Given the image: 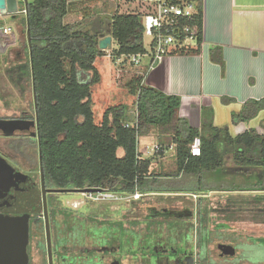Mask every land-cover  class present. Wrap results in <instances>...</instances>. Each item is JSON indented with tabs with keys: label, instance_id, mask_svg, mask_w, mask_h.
<instances>
[{
	"label": "trees",
	"instance_id": "1",
	"mask_svg": "<svg viewBox=\"0 0 264 264\" xmlns=\"http://www.w3.org/2000/svg\"><path fill=\"white\" fill-rule=\"evenodd\" d=\"M98 1L32 0L27 5L23 23L27 29L29 22L31 41L23 69L31 86L34 85L43 170L48 185L101 187L124 195L135 192L143 195L197 192L202 195L207 193L203 191L214 190L201 185L206 173L224 169L226 157L231 155L239 173L255 171L257 184L245 189L264 192V133L249 128L233 136L228 126L214 124L212 107H203L201 127L192 126L180 114L181 96L144 83L149 65L128 82L129 92L135 97L134 117L129 115L127 106L114 105L105 109L100 122L95 121L92 87L103 80L95 60L107 54L100 49V40L112 36L117 42L112 50L116 59H130L133 54L150 53L155 48V41L149 48L145 43L143 13L140 12H122L117 6L109 18L98 16L92 23L93 28L84 25L83 20L96 13L93 4ZM175 1L183 3L184 0ZM185 1L194 3L196 12L191 18H180L179 36L182 42L186 37L191 39V33L182 32V27L197 26L195 43L186 42L172 49L170 54H198L201 50L203 0ZM68 14L81 15L82 20L67 22ZM210 58L224 67L221 46L210 49ZM223 100L233 102L231 98ZM262 110L264 99H248L239 111L233 112L232 121L248 123ZM196 137L202 142L199 155L191 153ZM142 138L158 141L162 145V156L173 149L175 167L168 171L156 170L152 157L138 153V142ZM192 182L196 184L192 186ZM255 200H264V193L256 195ZM203 209H200L199 198L198 218L209 225L210 234L214 233L211 228L214 214L218 213L222 223L232 218V214L225 216L218 208ZM230 241L241 244L235 239L230 238ZM248 241L264 247V232L249 236ZM207 264H213L210 258ZM256 264H264V261Z\"/></svg>",
	"mask_w": 264,
	"mask_h": 264
},
{
	"label": "flooded vegetation",
	"instance_id": "2",
	"mask_svg": "<svg viewBox=\"0 0 264 264\" xmlns=\"http://www.w3.org/2000/svg\"><path fill=\"white\" fill-rule=\"evenodd\" d=\"M28 46L27 29L24 39L19 24L0 25V217L28 218L27 264H207L211 236L196 215L198 208L194 214L154 205L149 206L151 213H143L141 201L147 196L180 197L187 192L115 193L121 206L114 208L116 218L108 199L55 191L48 185L34 87L23 69ZM72 193H80L85 201L70 205L65 194ZM136 193L138 198L133 197ZM87 205L98 210L95 219L80 211ZM220 243L236 251L228 256L217 250L222 260L210 258L213 264H256L249 255L246 258L245 248L237 251L241 244L226 240L216 245Z\"/></svg>",
	"mask_w": 264,
	"mask_h": 264
},
{
	"label": "crops",
	"instance_id": "3",
	"mask_svg": "<svg viewBox=\"0 0 264 264\" xmlns=\"http://www.w3.org/2000/svg\"><path fill=\"white\" fill-rule=\"evenodd\" d=\"M187 43L194 45L195 38ZM214 46L223 48L224 67L210 58V49ZM144 58L148 61L143 63L142 59L139 66L143 71L149 65L145 84L181 96L180 114L192 126L201 127L203 107H212L214 124L218 126V109H227L232 116L246 100L264 99V0H203V42L198 54H168L161 61ZM120 60L122 57L115 63ZM224 98H231L233 102L226 103ZM259 120L264 122V118ZM152 141L142 138L140 146L144 148ZM166 152L171 153L174 166L163 167L162 157L154 163L156 170L168 171L175 167L174 150Z\"/></svg>",
	"mask_w": 264,
	"mask_h": 264
},
{
	"label": "rangeland",
	"instance_id": "4",
	"mask_svg": "<svg viewBox=\"0 0 264 264\" xmlns=\"http://www.w3.org/2000/svg\"><path fill=\"white\" fill-rule=\"evenodd\" d=\"M31 1L32 0H28V3ZM130 1L132 5H128V2ZM118 2L120 3L119 7H121L119 10L122 12L133 11L128 6L136 7L138 5L132 0H107L106 2H97L93 4L94 8L96 9V13L84 19V25H88V28H93L92 23L97 19L98 16L109 18L113 10L117 7L116 4ZM25 17L26 14L21 12H18L14 15H5L4 17L0 16V25L9 24L11 26H16L19 24L22 37L26 39V28L23 23ZM80 17L82 16L68 14L65 20L67 22L81 21L82 18ZM190 42L192 43L193 41ZM145 43L149 48L150 39L146 37ZM115 47H117V42L113 41V46L111 45L106 50V56H109L106 58H104L105 56H98L95 60L96 66L101 72H103L102 82L92 87L93 110L95 113L96 122H100L102 120L103 113L109 106H127L130 116L134 117L136 114L135 97L129 92L128 82L137 72L141 71V66L133 64L130 59H126L125 57H122L120 62L115 63L117 59L112 54V50ZM145 60L148 61L147 58H143V63H145ZM218 113L217 125L219 126V124H221V127L228 126L230 133L233 136L242 133L249 128H255L259 133H264V122L259 120L264 118V112L261 114V116L254 118L253 121H250V123L241 122L238 124L233 123L232 116H230V113L227 109H218ZM166 153L167 152H165V154ZM165 154V157L162 156L163 167L169 169L170 167L174 166L173 160L171 158V153ZM236 168L237 166L234 164L232 156L228 155L226 157V167L224 169L206 173L204 176V180L201 185L214 190L203 191L207 193L202 195H199L197 192H194V194L193 192H187V195H182L180 197L169 195H164L161 197L147 196L143 199V201H141L143 204V213L145 216L148 215L151 213L149 206L158 205L159 208L166 206L173 208L176 207L177 209H190L195 214L196 208L199 206L200 198L201 210L202 208H204L203 210H205V208H218L219 210H217L220 213H224L225 216L232 214V218L230 220H224L223 223L222 220L217 216L218 213L213 215L214 217L212 218V221L214 223L210 225L214 233L211 235L209 234L211 237L209 238L208 246L210 258H215L218 261H221V256L217 255L216 243L225 242L231 238L241 241V245L238 246L239 248L237 251H244L245 248L247 253L246 258L249 255L251 260L255 259L256 262L264 261V247L257 246L248 241L249 236L256 234L260 235L262 232H264V200H255L256 195H260V193L264 192H256L245 189L253 187V185L257 184L256 182L258 180L255 176V171L249 170L246 173H239ZM191 184L193 186L196 183L192 182ZM239 188H243L244 190ZM65 196L70 199V205L72 204L73 200H78L79 202L85 201L80 193L65 194ZM65 196L63 195L62 197ZM110 201L113 209L111 210L112 217L115 216L118 218V213L114 212V208H121V206H119V199H111ZM160 201L161 203H159ZM127 204H130V202H127ZM80 211L87 217H93V219L97 217L98 210H92L88 205L81 207ZM233 214L235 216H233ZM196 215L199 217L198 211H196ZM195 219L196 218L194 217L192 220L195 221ZM222 228L224 230H222ZM246 242H248V244ZM236 244L240 243L237 242Z\"/></svg>",
	"mask_w": 264,
	"mask_h": 264
},
{
	"label": "built area",
	"instance_id": "5",
	"mask_svg": "<svg viewBox=\"0 0 264 264\" xmlns=\"http://www.w3.org/2000/svg\"><path fill=\"white\" fill-rule=\"evenodd\" d=\"M136 2L139 7L133 9L134 12L143 13V25L145 38L150 39V43L155 41V48L150 53H138L133 54L130 60L139 65L144 57H152L153 61H161L166 55L170 54L174 48L181 47L189 39L186 37L184 42L180 40L179 20L181 17L191 18L195 11V5L189 1H183L179 3L175 0H132ZM18 10L21 13H27V5L25 0H17ZM4 17V15L0 14ZM8 27V26H7ZM182 32H190L191 38H195L197 34V26L191 28L186 25L182 27ZM201 138L196 137L191 145V153L193 155H199L201 153ZM138 153H142L145 157H152L153 162L156 164L162 157V145L153 140L151 143L145 145L144 148L140 146V140L138 142ZM98 188V187H95ZM85 196H94L95 199H120V196L116 195L107 189L99 192H84ZM140 194L133 195L134 198H138Z\"/></svg>",
	"mask_w": 264,
	"mask_h": 264
},
{
	"label": "water",
	"instance_id": "6",
	"mask_svg": "<svg viewBox=\"0 0 264 264\" xmlns=\"http://www.w3.org/2000/svg\"><path fill=\"white\" fill-rule=\"evenodd\" d=\"M28 5V0H25ZM19 12L17 0H0V14L14 15ZM30 26L27 21V36L30 42ZM112 45V36L107 35L99 42V47L102 50H107ZM34 84V81H33ZM34 87V85H33ZM35 92V91H34ZM55 191L69 192H99L101 188H55ZM46 192H44L45 196ZM45 201V219L49 226L48 206ZM29 231L28 218L26 216L18 217H0V264H27L28 263V246ZM219 252H224L225 255L232 256L235 254V247L226 243L216 245Z\"/></svg>",
	"mask_w": 264,
	"mask_h": 264
}]
</instances>
